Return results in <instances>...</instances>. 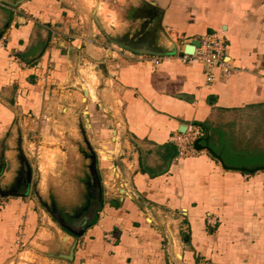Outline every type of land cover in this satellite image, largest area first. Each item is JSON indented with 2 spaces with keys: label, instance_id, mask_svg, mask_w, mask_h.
Masks as SVG:
<instances>
[{
  "label": "crops",
  "instance_id": "1",
  "mask_svg": "<svg viewBox=\"0 0 264 264\" xmlns=\"http://www.w3.org/2000/svg\"><path fill=\"white\" fill-rule=\"evenodd\" d=\"M215 31L236 70L208 82L179 48ZM252 113L264 0H0V264H264ZM189 125L200 153L179 157ZM52 202L83 232L73 260Z\"/></svg>",
  "mask_w": 264,
  "mask_h": 264
},
{
  "label": "built area",
  "instance_id": "2",
  "mask_svg": "<svg viewBox=\"0 0 264 264\" xmlns=\"http://www.w3.org/2000/svg\"><path fill=\"white\" fill-rule=\"evenodd\" d=\"M199 46H196L192 53L186 52L184 47L179 48L181 53L179 58L186 64H192L194 62H201L206 68V77L208 82H214L216 80V70L221 69L225 76H229L236 68L225 59V38L219 32H208L199 38ZM114 50L123 51L122 48L117 45L114 46ZM162 60V56L158 55L153 58V63L158 65ZM43 120H47L44 117ZM203 135L201 128L197 125H189L184 131H180L174 134L172 140L177 147L179 157H191L199 154V150L196 148V141ZM23 236H19V243H23Z\"/></svg>",
  "mask_w": 264,
  "mask_h": 264
},
{
  "label": "water",
  "instance_id": "3",
  "mask_svg": "<svg viewBox=\"0 0 264 264\" xmlns=\"http://www.w3.org/2000/svg\"><path fill=\"white\" fill-rule=\"evenodd\" d=\"M199 44H200L199 40L198 39H194V40H192V42L190 44H188L185 47V51L192 53L194 51L195 47L199 46ZM174 48H175V45H173V47L170 48L169 51L170 52L173 51ZM182 130H185V126H184V128H182ZM20 152L23 155V152H22L21 149H20ZM93 159H94V165H96V155L95 154L93 155ZM27 174H28V179H30L31 178V174H32V168L29 165V163H27ZM1 194H3V192H1ZM61 225L64 226V228L67 229L66 232L73 238V241H72L71 245L69 246V251H68V253L64 254V258L66 260H73V255H74V252H75V248H76V246L78 244L79 236H81L83 232H77L74 229L66 226L64 223H61Z\"/></svg>",
  "mask_w": 264,
  "mask_h": 264
},
{
  "label": "rangeland",
  "instance_id": "4",
  "mask_svg": "<svg viewBox=\"0 0 264 264\" xmlns=\"http://www.w3.org/2000/svg\"><path fill=\"white\" fill-rule=\"evenodd\" d=\"M102 11V16L104 17L105 16V19L107 20V18H106V16H107V10L106 9H102L101 10ZM113 20V19H112ZM108 21V20H107ZM247 120L249 121V123L253 126V127H255V128H257V127H259L258 125H261V124H263L264 123V117L263 116H261V115H258V114H255V113H252V115L250 116V117H248L247 118ZM215 135V133H212V135ZM252 135H253V139H254V132H252ZM97 161H98V159L96 158V164H97ZM105 168H103V170H104ZM107 171V170H106ZM103 177V179H105V176H102ZM100 181V180H99ZM58 218L59 217H61V216H66L67 214H64V213H62V212H57V211H55L56 210V208H58L53 202L52 203H49V207H48ZM62 218V217H61ZM63 220H65V219H63ZM26 248V246H24L23 247V249H25ZM32 254H33V252H31V250H28V252H26V253H24L23 255H22V258H19L18 260H17V262H21L22 261V263H23V261L24 262H28L29 264H36V261H33L32 259ZM35 255V254H34ZM24 264V263H23Z\"/></svg>",
  "mask_w": 264,
  "mask_h": 264
},
{
  "label": "flooded vegetation",
  "instance_id": "5",
  "mask_svg": "<svg viewBox=\"0 0 264 264\" xmlns=\"http://www.w3.org/2000/svg\"><path fill=\"white\" fill-rule=\"evenodd\" d=\"M95 186H96V189L98 190L97 192H100V189L101 188H99V179H98V176H95ZM99 188V189H98ZM58 212H60V211H58ZM62 217V218H61ZM61 217H59V219L63 222V223H65V224H67V225H69V217L66 215H64V216H61ZM63 219H65V220H63Z\"/></svg>",
  "mask_w": 264,
  "mask_h": 264
},
{
  "label": "trees",
  "instance_id": "6",
  "mask_svg": "<svg viewBox=\"0 0 264 264\" xmlns=\"http://www.w3.org/2000/svg\"><path fill=\"white\" fill-rule=\"evenodd\" d=\"M197 142H198V143H195V145H197L196 147H198L199 149H201L200 146L198 145V144L200 143V140H199V141L197 140ZM262 156H263V159H264V155H262ZM251 161H252V163H255V162H258L259 160L255 158V159H251ZM63 229H64L65 231H67L66 228L63 227Z\"/></svg>",
  "mask_w": 264,
  "mask_h": 264
},
{
  "label": "bare ground",
  "instance_id": "7",
  "mask_svg": "<svg viewBox=\"0 0 264 264\" xmlns=\"http://www.w3.org/2000/svg\"><path fill=\"white\" fill-rule=\"evenodd\" d=\"M199 40V39H198Z\"/></svg>",
  "mask_w": 264,
  "mask_h": 264
}]
</instances>
